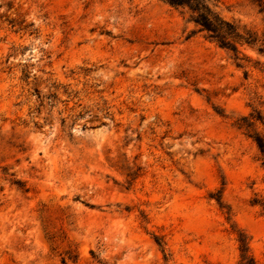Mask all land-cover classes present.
Returning a JSON list of instances; mask_svg holds the SVG:
<instances>
[{"label": "rangeland", "instance_id": "rangeland-1", "mask_svg": "<svg viewBox=\"0 0 264 264\" xmlns=\"http://www.w3.org/2000/svg\"><path fill=\"white\" fill-rule=\"evenodd\" d=\"M208 3L263 32L257 3ZM190 15L0 0V264H264L262 155L239 126L264 137V53L235 58Z\"/></svg>", "mask_w": 264, "mask_h": 264}, {"label": "trees", "instance_id": "trees-1", "mask_svg": "<svg viewBox=\"0 0 264 264\" xmlns=\"http://www.w3.org/2000/svg\"><path fill=\"white\" fill-rule=\"evenodd\" d=\"M172 7L187 8L189 16L200 30L207 34V37L218 43L219 46L231 50L235 58H238L239 45L257 47L260 53H264V30L259 35L257 32L241 26L239 23L227 20L214 11L209 5V0H163ZM264 10V0H251ZM253 123V117H242L239 126L246 128L250 137L255 141L261 155V163L264 167V137L257 132H250L249 128ZM240 251L242 259L247 258V238L240 235ZM249 260V259H248Z\"/></svg>", "mask_w": 264, "mask_h": 264}]
</instances>
